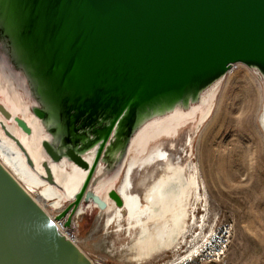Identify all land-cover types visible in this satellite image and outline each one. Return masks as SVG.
<instances>
[{
  "label": "water",
  "instance_id": "95a60500",
  "mask_svg": "<svg viewBox=\"0 0 264 264\" xmlns=\"http://www.w3.org/2000/svg\"><path fill=\"white\" fill-rule=\"evenodd\" d=\"M0 53L45 104L32 111L49 122L50 159L88 170L61 219L80 205L101 156L123 157L147 114L195 100L236 62L264 76V0H0ZM96 143L89 165L82 154ZM0 264H91L1 163Z\"/></svg>",
  "mask_w": 264,
  "mask_h": 264
},
{
  "label": "bare ground",
  "instance_id": "6f19581e",
  "mask_svg": "<svg viewBox=\"0 0 264 264\" xmlns=\"http://www.w3.org/2000/svg\"><path fill=\"white\" fill-rule=\"evenodd\" d=\"M235 65L232 64L223 75H230ZM255 69L264 80L263 74ZM14 71V81L22 88L24 80L17 70ZM223 75L203 88L195 100L189 98L187 103L177 102L171 107L157 109L143 117L135 126V133L127 147L126 156L111 152L114 160L109 162L103 160L104 153L80 205L74 212L66 214L61 219L57 218V214L74 199L88 170L71 161L66 155H63L60 161L50 159L42 146L43 140L53 139L48 131V121L38 118L30 110L27 114L23 113L24 120L30 126L28 131L30 135L24 132L25 128H21V125L16 126L15 121L6 123L12 135L0 127V163L53 219L58 230L71 239L81 251L84 252L71 231H74L75 221L84 211L89 216H95L91 238H97V251L105 256L113 257L116 250L124 246L119 253L129 252L130 259L135 264H142L168 250L180 248L184 239L182 247L186 248L183 250L185 253L177 255L175 260H187L200 251L209 239L207 236L213 232L210 223L209 228L203 230L207 193L200 179V168L195 160H191L190 130L184 132L182 144L178 146V149L180 147L182 152H185L184 161L177 151L165 148L163 140L168 137L174 138L183 127L190 125L189 123H193L192 132H195L212 111ZM12 93L18 97L17 93L14 91ZM3 97L4 99L0 98V101L10 113L2 106L0 110L5 116L10 115L13 118L18 108L8 107L5 100L6 92ZM258 119L264 132L263 95ZM169 145L172 148L176 146L172 139ZM97 147L98 143L82 154L89 165L94 159ZM57 148L62 150V147ZM44 160L49 165L53 181L46 178L47 173L42 165ZM103 163L107 165L103 167ZM135 174L139 176L134 179ZM112 190L117 195H111ZM92 195L103 199L106 206L100 208L92 200ZM199 206L204 209L201 215ZM68 217L71 218L70 226H66ZM187 232H191L188 236L191 239L185 238ZM117 239L119 242L116 244ZM87 257L91 264L98 263L88 255Z\"/></svg>",
  "mask_w": 264,
  "mask_h": 264
},
{
  "label": "rangeland",
  "instance_id": "374dc122",
  "mask_svg": "<svg viewBox=\"0 0 264 264\" xmlns=\"http://www.w3.org/2000/svg\"><path fill=\"white\" fill-rule=\"evenodd\" d=\"M12 64L5 62L0 53V98L4 99L6 92L8 107H17L19 110L13 118L5 116L0 110V127L9 133L11 131L6 123L15 121L16 126H20L18 119L24 120L23 113L33 112L32 106L37 102L41 106L45 105L37 92L33 94V90H29L30 85L25 89L17 85ZM233 64L236 65L232 73L222 76L210 115L195 132H192L193 123H189L174 138L163 140V146L169 151H177L184 161L185 152L178 146L182 144L184 132L190 130L191 160H195L200 168V179L207 193L203 230L212 224L213 234L208 235L209 239L200 251L187 260H175L177 255L185 253L183 239L180 248L168 250L142 264H168L170 261L169 264L175 261L174 264H264V132L258 119L264 82L254 67L242 62ZM0 106L10 113L2 101ZM83 128L85 132H91V128ZM24 132L30 135V132ZM64 134L69 140L70 133L66 131ZM171 139L176 145L173 148L169 145ZM126 152L128 148L124 156ZM103 165L105 167L107 164ZM137 176L139 174H135L134 179ZM198 210H201V215L204 209L199 206ZM94 220L95 216L83 211L75 221L74 231H71L84 252L97 264H135L129 252L119 253L124 246L116 250L113 257L97 251L98 240L96 237L91 238ZM190 234L187 232L185 238L191 239L188 237ZM118 242V239L115 240L116 244Z\"/></svg>",
  "mask_w": 264,
  "mask_h": 264
}]
</instances>
